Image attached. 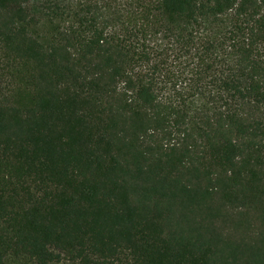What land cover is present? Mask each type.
I'll use <instances>...</instances> for the list:
<instances>
[{
	"label": "trees",
	"instance_id": "16d2710c",
	"mask_svg": "<svg viewBox=\"0 0 264 264\" xmlns=\"http://www.w3.org/2000/svg\"><path fill=\"white\" fill-rule=\"evenodd\" d=\"M0 264H264V0H0Z\"/></svg>",
	"mask_w": 264,
	"mask_h": 264
},
{
	"label": "rangeland",
	"instance_id": "374dc122",
	"mask_svg": "<svg viewBox=\"0 0 264 264\" xmlns=\"http://www.w3.org/2000/svg\"><path fill=\"white\" fill-rule=\"evenodd\" d=\"M8 88L7 78L5 77L4 73L0 69V94H4Z\"/></svg>",
	"mask_w": 264,
	"mask_h": 264
}]
</instances>
